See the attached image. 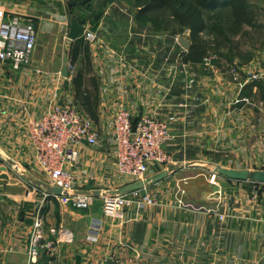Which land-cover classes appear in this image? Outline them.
Returning <instances> with one entry per match:
<instances>
[{
  "label": "crops",
  "instance_id": "obj_1",
  "mask_svg": "<svg viewBox=\"0 0 264 264\" xmlns=\"http://www.w3.org/2000/svg\"><path fill=\"white\" fill-rule=\"evenodd\" d=\"M247 2L249 6L251 0ZM58 5V0H0L6 17L19 14L37 22L58 13ZM258 5L259 9L264 7V0H259ZM110 9L121 19L115 20L104 9L93 25L99 39L87 43L91 72L98 86L97 121H92L100 141L96 146L79 145L73 172L81 189H113L128 181L118 175L114 161L111 118L120 105L131 110L134 121L141 114L156 112L165 119L174 111L178 126L187 127V90L181 70L186 63V49L179 44L183 36L156 37L159 35H155L150 23L136 19L139 6ZM232 62L248 65L262 75L243 87L249 95L257 94L255 99L259 103L255 129L243 132L257 134L258 156L264 158V46L255 53L245 48V53L234 56ZM33 64L38 65L34 54L32 65L20 70L0 64V149L13 157L19 167L42 179L25 130L26 120L41 115L65 93L72 95L73 86L68 83L67 87L65 78L58 74L41 76L32 68ZM220 84V89L210 92V109L202 112L203 105H199L193 110L199 120L194 124L200 127L194 130L197 141L210 134L205 132L208 127L218 126L213 120L219 101L232 103L237 99L239 90H234L232 82ZM224 105L228 108L227 102ZM225 122L229 126L225 129L227 139L234 141L233 127L230 129L234 120L229 116ZM174 123L170 124L174 137L187 140V134L176 133ZM3 164L0 158V167ZM210 172L198 166L174 169L142 190L157 191V202L142 209L137 219L121 222L102 215L98 197L92 196L89 208H74L68 199L53 196L40 203L41 195L33 192V186L17 171L0 168V264H53L55 260L59 264H76L77 255L79 264H130L131 260L133 264H264V201L250 196L246 181L220 175L213 186L209 182ZM2 173L8 178L1 177ZM187 180L195 184L189 188ZM198 184L200 187H195ZM36 214L42 217L45 238H54L48 233L49 227L62 226L71 231L73 240L60 244L57 258L40 253L29 263L26 251ZM108 257H112L110 263Z\"/></svg>",
  "mask_w": 264,
  "mask_h": 264
},
{
  "label": "built area",
  "instance_id": "obj_2",
  "mask_svg": "<svg viewBox=\"0 0 264 264\" xmlns=\"http://www.w3.org/2000/svg\"><path fill=\"white\" fill-rule=\"evenodd\" d=\"M36 38V28L31 20L19 14L6 17L5 9L0 6V64L7 63L13 70L31 66ZM78 38L85 43H95L99 34L92 24L83 23V30ZM203 61L210 65L208 57H204ZM261 76L248 65L235 66L229 72V78L237 84L239 90L234 102L250 104L248 97L240 96V91L249 80L259 79ZM222 77L224 79L226 76ZM183 82L186 90L192 87L186 71L183 74ZM199 99L200 97L195 95L194 100L199 103ZM174 121L173 116L163 119L157 113L141 114L134 121L133 113L128 107L120 105L116 109L111 118L114 161L118 175L128 179L126 184L143 181L152 175L153 167L167 162L163 144L170 138L169 124ZM25 127L42 179L68 191L81 189L73 172L78 160L79 145L87 143L96 146L100 141L98 128L92 119L73 105L56 101L47 106L41 115L27 119ZM118 188L102 190V215L107 219L121 222L135 220L140 216L142 209L157 202V198L154 199L149 191L142 192L145 187L124 193H111ZM33 192L41 195L40 203L48 197L35 187ZM52 196L56 199H68L74 208H89L93 200L92 196L85 195ZM42 227V217L36 214L27 244L29 263L34 262L40 253L57 258L60 244L73 240L71 231L62 226L49 227L48 233L54 238H45ZM111 261L112 257H108L107 262ZM53 264H57V260ZM130 264H133L132 260Z\"/></svg>",
  "mask_w": 264,
  "mask_h": 264
},
{
  "label": "rangeland",
  "instance_id": "obj_3",
  "mask_svg": "<svg viewBox=\"0 0 264 264\" xmlns=\"http://www.w3.org/2000/svg\"><path fill=\"white\" fill-rule=\"evenodd\" d=\"M58 1V13L55 12L53 13V15L44 16V19L38 22L36 20H32L37 32L34 55L38 64H33L32 68L38 70V73L41 76L45 77L51 74H58L57 76L61 75V68L59 67L62 66V57L64 53L68 54L69 60L71 58V44H69L68 42L70 41V39L67 38V30L69 29L67 27V22L71 16L83 19V22L91 24V19L98 12L101 11L103 13L104 9L108 11L109 15H112L116 20L117 18L121 19V16L117 17L118 15H114L113 10L110 9L111 7L113 9H116V7H135L132 0ZM258 4L259 0H251L249 8L252 23L249 25H243V30L238 35L230 36L229 34H226L220 38L221 40L217 41L214 38L215 35L213 34V32L204 31L200 34L202 43L205 44L206 47V55L204 57H208L210 59V65H206L202 59V61L199 63H185V65H183L184 68H181L182 73L184 74V72L186 71L187 78L192 82V87L187 89L186 91L185 102L187 105V112L185 114V118L187 117V127L178 126L179 122H177L176 120V114H174V111L168 114V116L174 117L175 123L177 122L176 124L174 123L176 133L179 134L180 132L181 136L185 133L187 134L186 137L189 138L187 140H183L178 137V135L174 137L170 128V124L173 122H170V138L163 144V151L166 155L167 162L162 163V165H156L155 167H153L152 172L156 171V173H158L159 171L165 170L174 164L183 163L184 161L191 159H210L224 166L234 168L264 169V158L258 156L260 145L257 140V134L246 133L245 135V133L243 132H246L248 128L252 130L255 129L254 123L257 122V112L259 104L255 99L257 94L253 93L249 95L247 91L245 92L246 89L242 87L243 90L241 91L240 96L248 97V99L250 100V104L243 103L242 101H232L231 103L230 101H225V99H222V101H219V103L217 102L218 104L216 105V109L214 112L215 120H213V122L218 126H210L205 130L207 134L210 133L208 136L206 134L207 137L205 138H207V140H204L205 138H200L201 141H197V136L194 130L195 128L199 129L200 127L194 124V121L195 123H197L199 120L196 113H194L193 111L199 108V105H203V107H201V110L198 109L202 112L210 109L208 106L212 105L213 103V92H210H216L217 88L220 89V87L218 86L221 85L220 83L224 85L225 82H227L228 84H231L232 82L234 85V90L236 91L238 89L237 84L229 78V72L235 66H241V63L239 62H232L234 56L240 57V53H245V48L255 53L258 50H261L262 46H264V7L259 9L260 6ZM62 10L64 11L63 13H61ZM225 16L226 14H222L214 18L219 17L221 19H224ZM210 23H213V18L210 19ZM175 27L176 26H173L170 29ZM152 31L155 33V35H159L156 37L164 35L166 36L167 34L169 36L175 35V33L170 34V30H164L160 26H154V28L152 27ZM179 34L180 36H183L189 40V32L187 29H185L182 33L179 32ZM185 49L187 50V48ZM80 55L81 54L78 55L77 59L72 64H70V61H68L67 77L61 75L63 78H65L64 81L65 83H67V87H69V84H71V87L73 86L72 79L78 70H88L86 72L88 78L94 76L93 72H91L89 58L84 57V54L81 56ZM121 63L122 61L120 62V64ZM237 71L240 72V70ZM226 72L228 73L226 74ZM221 76L226 77L223 79V77L221 78ZM219 79L225 82H222ZM240 80H242V75L240 76ZM216 81L218 83H216ZM61 86L63 88L65 87L64 84H62ZM89 87L90 89H92L93 85L90 83ZM72 89V95H66L65 93L63 95L65 96V99L61 98L60 101H66L67 103L73 105L78 111L85 114L83 110L80 109L81 105L75 97L74 87H72ZM195 95H198L200 97L199 101L201 102L198 103L197 100H194ZM224 102H227L228 108L225 107ZM189 104H193L194 106L191 107ZM156 113L159 115V112ZM191 115L192 118H190ZM229 116L234 120L233 126H230V129L233 127L234 141L227 139L228 137L225 131L227 127L229 128V126L226 125L225 122V120ZM165 119H167V117ZM220 119H222V121ZM205 128L206 127H204V129ZM256 131L257 128L255 132ZM213 134H215L216 136H213ZM219 177L220 175L211 171L209 182L214 186L216 185L217 178ZM195 182L198 183L197 181ZM246 183L247 185H249L248 192L250 193V196L264 201V183L251 181H246ZM192 184L195 183H192L191 180H187V185L189 186V188H191ZM195 187H200V184L196 185ZM149 192L154 199L158 198L157 191L150 190ZM97 200L98 204H102V197L99 196ZM58 255L59 251L57 252V257ZM57 264H59V260H57Z\"/></svg>",
  "mask_w": 264,
  "mask_h": 264
},
{
  "label": "trees",
  "instance_id": "obj_4",
  "mask_svg": "<svg viewBox=\"0 0 264 264\" xmlns=\"http://www.w3.org/2000/svg\"><path fill=\"white\" fill-rule=\"evenodd\" d=\"M139 6L135 16L138 21L150 23L151 26L170 30V34H179L188 30L189 46L183 53L186 63H199L206 55L205 44L202 43L201 33L213 32L215 40L219 41L223 35H238L243 30V25L252 23L250 8L247 0H132ZM213 11V12H211ZM211 12V13H209ZM226 14L224 19L214 18ZM102 12H98L91 24L96 25ZM213 18V23L210 19ZM81 23L83 19L77 18ZM220 20V21H219ZM175 28L170 29L171 27ZM172 32V33H171ZM228 32V33H227ZM72 64L79 54L88 58L87 43L81 38L71 42ZM88 70H78L72 79L75 97L79 101L85 114L97 121V81L95 77H87ZM93 87L90 89L89 84Z\"/></svg>",
  "mask_w": 264,
  "mask_h": 264
},
{
  "label": "water",
  "instance_id": "obj_5",
  "mask_svg": "<svg viewBox=\"0 0 264 264\" xmlns=\"http://www.w3.org/2000/svg\"><path fill=\"white\" fill-rule=\"evenodd\" d=\"M83 30V23L78 21L74 16L70 18L69 29L67 32V38L70 40H75L78 38ZM179 43L184 48H188L189 40L184 37L179 38ZM61 75L67 77L68 75V54L64 53L62 57V66H61ZM134 129V127H133ZM0 158L4 161L0 168L1 170H5L6 167H9L24 178L29 184L33 187L37 188L40 193L47 194L48 196L56 195V196H69V195H85V196H93L99 197L103 194V191L98 188H84V189H74L71 191L65 190L61 187L51 185L45 180L39 179L33 176L24 168L19 167L17 161L6 154L4 151L0 149ZM182 166H198L205 169H208L218 175L227 177L229 179L238 180V181H256L264 183V169H248V168H234L229 166H224L220 163H217L214 160L210 159H191L184 161L183 163L174 164L168 167L165 170L159 171L154 175L144 179L143 181H135L128 183L118 189H115L113 192L124 193L135 189H141L146 187L149 184H153L164 177H166L169 173H171L174 169ZM1 177L8 178L6 173H2ZM80 255L76 256V264H79Z\"/></svg>",
  "mask_w": 264,
  "mask_h": 264
}]
</instances>
